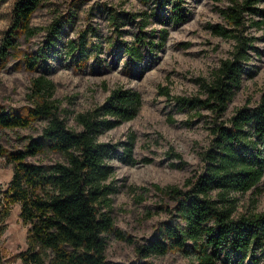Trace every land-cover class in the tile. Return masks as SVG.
<instances>
[{"label": "trees", "instance_id": "obj_1", "mask_svg": "<svg viewBox=\"0 0 264 264\" xmlns=\"http://www.w3.org/2000/svg\"><path fill=\"white\" fill-rule=\"evenodd\" d=\"M42 1L16 2L12 25L0 48L6 56L9 50L17 49L14 42L17 34L28 39L36 31H44L39 49L24 57V65L31 72L47 68L49 59L62 54L58 48L64 27L62 19H55L45 28L34 29L30 25ZM140 1L150 5V13H142L140 35L132 45L124 47L127 62L143 61L142 46H164L166 29L161 31L156 43L143 34L150 17L163 13L161 23L165 26L185 22L187 18L184 0ZM262 1L232 0L231 6L223 12L230 28L218 26L214 32L225 39H233V51L229 58L221 61L210 82L201 80L204 99L173 97L165 91L181 110H210L217 119L226 112L241 86L254 41L242 34L244 14L264 18V9L257 6ZM111 19L118 21L115 15ZM121 19L120 27L136 20L134 14L124 12ZM250 24L262 26L264 20H250ZM66 47L75 66L84 68L92 49L87 44L86 34L77 42L69 41ZM53 92L52 81L38 76L32 80L27 95L32 103L30 107L14 111L0 109V130L28 129L37 121H47L41 136L29 140L22 151L9 152L0 143V157L6 156L13 165L12 178L3 192L5 203L0 206V224L8 217L9 208L19 204L20 218L29 226L27 249L19 254L23 264H109L105 237L113 234L117 239L130 242L115 228L110 215V196L116 192L108 182L115 173L111 162L118 157L124 164L135 165L136 139L133 133L125 141L114 143L101 142L99 138L135 119L142 99L137 91L117 88L103 103L76 114L74 121L79 130H73L60 117V106L53 99ZM211 134L210 147L202 154L205 167L201 174L187 179L183 188L152 185L155 191L174 202L171 213L179 223L163 222L152 240L136 247L139 260L130 264H149L143 260L168 252L183 254L190 258L189 264H219L222 255L233 264H243L251 254L264 255V212L237 217L235 198L254 188L263 177L264 158L259 144H264V92L256 106L238 109L228 124L215 123ZM170 151L169 155L181 160L180 155ZM46 152L60 154L63 162L51 166L27 162L28 158ZM142 190L147 191L146 188ZM0 264H3L1 253Z\"/></svg>", "mask_w": 264, "mask_h": 264}, {"label": "rangeland", "instance_id": "obj_2", "mask_svg": "<svg viewBox=\"0 0 264 264\" xmlns=\"http://www.w3.org/2000/svg\"><path fill=\"white\" fill-rule=\"evenodd\" d=\"M18 0H0V48L6 32L12 25L13 10ZM242 2V0H236ZM232 0H184L185 22L161 23L162 15L150 17L143 29L146 39L159 42L161 31L166 29V42L162 48L142 46L143 61L127 62L125 45H132L140 35L142 13H150V5L140 0H43L33 14L31 27L45 28L60 18L64 27L58 40L61 55L47 61V68L28 71L25 55L35 53L45 37L40 30L26 38L17 34V49L6 56L0 51V109L22 110L32 103L27 99L31 82L45 76L54 85L53 99L60 106V117L67 127L79 130L74 117L101 104L117 89L137 91L142 105L137 117L100 136L101 142L125 141L133 133L135 165L124 164L116 157L111 164L114 175L108 182L116 189L110 196V215L115 228L130 242L107 235L106 259L109 264H130L138 261L136 247L154 238L157 228L166 221L179 223L172 215L174 202L155 191L176 186L183 188L187 179H193L204 171L202 154L212 139L215 123L228 124L235 112L243 106L254 107L264 92V24L252 26L250 20H264L260 16L244 14L243 35L253 38L250 60L246 64L242 83L235 92L226 112L216 118L210 110L182 109L164 93L173 97H198L204 99L201 80L210 82L221 61L230 57L235 41L225 39L214 32L215 27L230 26L223 12ZM264 9V0L257 5ZM122 12L134 14L135 22L120 27ZM116 16L118 21L113 22ZM118 22V23H117ZM117 24V25H116ZM86 34L88 46H92L91 58L84 68L75 66L73 56L68 55L69 41L77 42ZM94 47V48H93ZM47 121H37L28 129L0 130V143L9 152L22 151L29 140L41 136ZM181 156V160L169 153ZM264 158V144H259ZM34 165L51 166L63 162L60 154L46 152L27 159ZM13 165L6 156L0 157V206L3 192L12 178ZM146 188L147 191H143ZM236 216L264 212V169L261 181L244 194L235 195ZM28 225L20 218V205L9 208L8 217L0 224V253L3 264H23L19 254L26 251ZM190 258L179 252L164 256H151L143 262L149 264H189ZM219 264H233L222 255ZM238 264V263H237ZM243 264H264L260 252L248 256Z\"/></svg>", "mask_w": 264, "mask_h": 264}]
</instances>
